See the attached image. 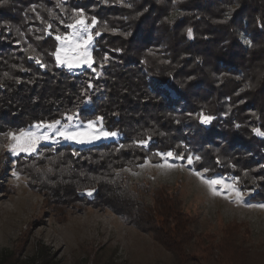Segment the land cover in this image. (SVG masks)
I'll return each instance as SVG.
<instances>
[{
	"label": "trees",
	"instance_id": "16d2710c",
	"mask_svg": "<svg viewBox=\"0 0 264 264\" xmlns=\"http://www.w3.org/2000/svg\"><path fill=\"white\" fill-rule=\"evenodd\" d=\"M81 10L97 21L93 65L107 66L94 85L99 93L94 103L77 118L86 122L102 115L119 138L83 146L77 158L67 145L48 149L55 174L33 186L53 203L107 202L181 262L187 249L196 253L201 246L187 247L193 240L187 216L172 210V196L162 192L153 199L164 217L155 221L138 193L129 191L126 177L114 170L135 169L145 159L159 163L158 152L193 151L200 157L196 167L235 175L243 189L254 182L261 190L251 199L264 201V135L248 127L252 118L264 132V0H0V136L62 119L83 100L89 74L65 72L53 55L55 36ZM48 24L51 35L44 31ZM236 73L249 85L241 105ZM201 114L225 119L206 128ZM141 140L147 146L138 145ZM231 238L212 245L207 257L218 264H246L245 250Z\"/></svg>",
	"mask_w": 264,
	"mask_h": 264
},
{
	"label": "rangeland",
	"instance_id": "374dc122",
	"mask_svg": "<svg viewBox=\"0 0 264 264\" xmlns=\"http://www.w3.org/2000/svg\"><path fill=\"white\" fill-rule=\"evenodd\" d=\"M82 18L91 24L92 18L84 12ZM72 19L69 20L70 23ZM93 28L94 26L90 28L91 34ZM70 31L66 28L59 34L64 35ZM59 43L57 41V46ZM92 46L93 42L89 47L91 68L86 64L72 70L60 66L65 72L73 75L85 71L89 74L83 100L76 110L68 113L73 120L69 122L64 116L62 119H47L42 122L61 120L62 125L75 128L93 121L94 134H99L100 131L109 132L102 115H97L86 122L77 118L80 109L94 103L93 99L99 94L94 85L104 77L103 67L107 66L105 63L93 65ZM37 66L44 68L40 64ZM235 78L242 80L239 73L235 74ZM248 86L243 80L237 86L235 92L239 98L237 105L242 104V96ZM246 110L248 114L257 113L253 108ZM112 116L113 114L110 115ZM97 117L100 119L97 120ZM211 117L208 123H202L201 116L198 119L206 128H209L213 121L225 119V116L217 119ZM232 123L238 125L233 117ZM248 124L249 129L257 133L254 131L256 126L252 118L248 119ZM118 138L117 133L116 136H101L89 143H76L56 137L58 142L44 141L38 146L36 153L31 155L20 153L13 156L6 150L5 146L8 143L6 136L1 134L0 264H218L212 262V258L207 255L212 253V245L214 247L219 244L225 245L228 239H232L231 235L237 237V243L245 250L246 264H264V207L255 206L264 204V201L256 202L251 199L257 189L260 191L261 188L253 182L248 189H243L235 175L207 174L206 169L195 166L198 162L196 157L199 156L193 151L187 156L180 154L179 156L183 157L181 160L168 158L167 163L173 165L172 167L157 166L165 163L161 159L159 163H150L143 167L139 165L132 170L128 168L114 170V173L126 177L129 191L138 193V197L149 207L155 221L162 223L159 214L164 215L163 210L158 211L153 199L162 192L172 196L169 204L172 205V210L177 209L187 216L189 231L193 236L187 247L194 242L202 247L200 246L197 252L194 250L196 253H192V249L189 253L187 249V259L181 262L176 260L171 251L160 244L152 233L139 229L131 219L115 212L107 202H103L99 207H82L78 202L53 203L33 186L45 185L49 177L55 174H52L50 159L53 153L50 152L53 149L67 145L74 158H77L83 146ZM48 149L51 151H47ZM189 155L193 157L191 164L187 161ZM194 171L200 172L208 179L222 178L226 184L239 189L242 202H236L234 193L231 192L228 193V198L212 195L208 186L194 174ZM13 172L17 175L13 176ZM30 174H34L40 180L33 179ZM217 187L223 188L222 185Z\"/></svg>",
	"mask_w": 264,
	"mask_h": 264
},
{
	"label": "snow or ice",
	"instance_id": "6c2138e0",
	"mask_svg": "<svg viewBox=\"0 0 264 264\" xmlns=\"http://www.w3.org/2000/svg\"><path fill=\"white\" fill-rule=\"evenodd\" d=\"M130 6V5H129ZM83 17V12L75 11L74 17L71 23L65 25L67 29H70V32H67L64 35L57 34L55 39L60 43L56 47L55 52L53 55L55 56L56 62L58 66L67 67L69 70L73 68L80 67L82 64H86L89 68L92 67V61L89 53V47L93 42V36L90 33V28L94 26L97 21L95 18L92 19L91 24L87 23ZM38 19L40 17H37ZM63 23V22H62ZM52 27L51 24H48L45 28V33L51 35L48 32V29ZM99 35V32L96 33ZM188 35L191 37L192 32L191 29L188 30ZM42 37H37L40 39ZM248 43V41H245ZM33 57H30V59ZM36 62L39 64L41 63L38 59ZM43 67L44 65L41 64ZM64 119L71 122L73 117L70 115L65 114ZM100 118L97 117V120ZM212 119L211 116H204L201 114V122L208 123ZM95 122L88 121L84 126H76L75 128L69 127V125H62L61 120H55L52 122H38L34 125H31L27 129H20L18 131L10 130L7 133H3L6 136L8 143L5 146L6 150L11 153V155L16 156L20 153L26 154H33L37 152L38 146L44 141H52L53 143L58 142L56 137H59L63 140H70L76 143H89L92 140L99 139L101 136L108 137V136H116L117 133L115 132H103L100 131L99 134L93 133V124ZM258 134L264 135V132H259ZM140 146H147L146 140H141L137 142ZM156 155L160 156L162 160L165 161L162 165H157L161 167H172L173 165L167 163L168 158H173L177 160L183 159L182 156H174L172 152L167 153H156ZM197 160L200 157H196ZM188 164H191L193 161V157L191 155L187 158ZM150 160L145 159L144 164L140 165L143 167L147 164H150ZM207 171V170H205ZM194 174L202 180L204 184H206L209 188V191L214 196H224L228 198V193H234V199L236 202L240 203L241 200V193L239 189L233 187L230 184H226L222 178H212L208 179L201 175L200 172H195ZM17 173L13 172V176H16ZM218 185H222L223 188H218ZM91 195V191L88 193ZM252 207L253 205H247ZM257 207H264V204L255 205Z\"/></svg>",
	"mask_w": 264,
	"mask_h": 264
},
{
	"label": "built area",
	"instance_id": "2783aa9c",
	"mask_svg": "<svg viewBox=\"0 0 264 264\" xmlns=\"http://www.w3.org/2000/svg\"><path fill=\"white\" fill-rule=\"evenodd\" d=\"M170 93V95L172 96V97H174L175 95L172 93V92H169Z\"/></svg>",
	"mask_w": 264,
	"mask_h": 264
}]
</instances>
